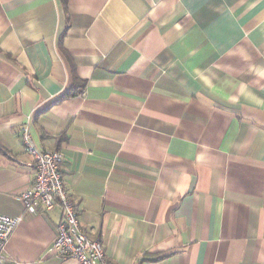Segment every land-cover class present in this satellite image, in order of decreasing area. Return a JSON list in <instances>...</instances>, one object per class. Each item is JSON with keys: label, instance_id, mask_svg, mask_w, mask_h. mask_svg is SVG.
I'll list each match as a JSON object with an SVG mask.
<instances>
[{"label": "crops", "instance_id": "0c3cea01", "mask_svg": "<svg viewBox=\"0 0 264 264\" xmlns=\"http://www.w3.org/2000/svg\"><path fill=\"white\" fill-rule=\"evenodd\" d=\"M23 127L111 264H264V0H0L3 264H79Z\"/></svg>", "mask_w": 264, "mask_h": 264}, {"label": "built area", "instance_id": "2783aa9c", "mask_svg": "<svg viewBox=\"0 0 264 264\" xmlns=\"http://www.w3.org/2000/svg\"><path fill=\"white\" fill-rule=\"evenodd\" d=\"M21 133L27 152L34 158L36 170L32 187L22 196L26 210L33 209L38 202L45 211L59 206L63 212V221L50 253L61 260H75L79 264H111L102 240L89 235L81 225L78 207L64 182L61 170L63 154L59 150H38L27 127H23ZM22 221V216L0 214V264L4 263L10 237Z\"/></svg>", "mask_w": 264, "mask_h": 264}, {"label": "trees", "instance_id": "16d2710c", "mask_svg": "<svg viewBox=\"0 0 264 264\" xmlns=\"http://www.w3.org/2000/svg\"><path fill=\"white\" fill-rule=\"evenodd\" d=\"M83 89H84L83 82L76 79V86L73 87L68 93H66L64 97L59 100V102L64 99H69L71 97L78 96L80 93H82L80 90H83Z\"/></svg>", "mask_w": 264, "mask_h": 264}]
</instances>
